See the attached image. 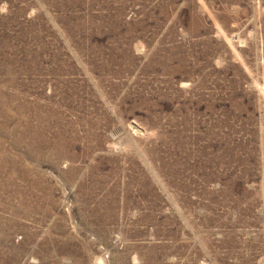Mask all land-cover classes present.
Returning <instances> with one entry per match:
<instances>
[{
	"label": "rangeland",
	"instance_id": "1",
	"mask_svg": "<svg viewBox=\"0 0 264 264\" xmlns=\"http://www.w3.org/2000/svg\"><path fill=\"white\" fill-rule=\"evenodd\" d=\"M0 264H264V0H0Z\"/></svg>",
	"mask_w": 264,
	"mask_h": 264
}]
</instances>
